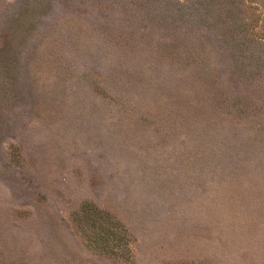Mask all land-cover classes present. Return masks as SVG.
I'll list each match as a JSON object with an SVG mask.
<instances>
[{
    "label": "rangeland",
    "instance_id": "1",
    "mask_svg": "<svg viewBox=\"0 0 264 264\" xmlns=\"http://www.w3.org/2000/svg\"><path fill=\"white\" fill-rule=\"evenodd\" d=\"M0 264H264V0H0Z\"/></svg>",
    "mask_w": 264,
    "mask_h": 264
},
{
    "label": "trees",
    "instance_id": "2",
    "mask_svg": "<svg viewBox=\"0 0 264 264\" xmlns=\"http://www.w3.org/2000/svg\"><path fill=\"white\" fill-rule=\"evenodd\" d=\"M94 223V220H93ZM93 226V225H92ZM95 235L94 238V247L98 250H102L108 254H117L118 250H121L118 254L124 255L125 246L123 243V239L117 235L116 232L109 230L108 228H100Z\"/></svg>",
    "mask_w": 264,
    "mask_h": 264
}]
</instances>
